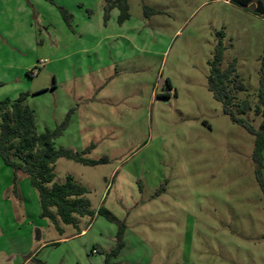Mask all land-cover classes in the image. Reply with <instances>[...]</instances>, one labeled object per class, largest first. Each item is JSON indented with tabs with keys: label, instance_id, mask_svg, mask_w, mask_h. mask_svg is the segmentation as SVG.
Segmentation results:
<instances>
[{
	"label": "rangeland",
	"instance_id": "obj_1",
	"mask_svg": "<svg viewBox=\"0 0 264 264\" xmlns=\"http://www.w3.org/2000/svg\"><path fill=\"white\" fill-rule=\"evenodd\" d=\"M256 1L128 0L130 17L120 24L117 8L105 19L106 0H0V102L28 93L39 133L71 112L55 148L93 144L87 157L108 159L55 163V181L71 175L95 211L78 227L60 222V232L34 214L31 197L25 216L0 158L10 172L0 170V264H105L119 224L98 215L100 207L125 224L111 264H264L255 138L208 90L221 41V69L235 62L246 87L236 101L254 108L264 52ZM244 118L261 121L253 110ZM24 179L39 206L23 174L18 191ZM30 238L38 249L28 251ZM44 242L58 244L39 248Z\"/></svg>",
	"mask_w": 264,
	"mask_h": 264
},
{
	"label": "trees",
	"instance_id": "obj_2",
	"mask_svg": "<svg viewBox=\"0 0 264 264\" xmlns=\"http://www.w3.org/2000/svg\"><path fill=\"white\" fill-rule=\"evenodd\" d=\"M53 1V0H50ZM240 6H248L254 0H230ZM256 11L264 16V0H257ZM119 10L118 22L122 24L129 19L128 0H106L105 19L112 9ZM65 20H69V12L60 8ZM145 13H155L154 9L144 6ZM223 33L220 32L219 36ZM224 47L219 41L215 46L213 58L209 63L208 90L214 99L221 103L223 113L230 117L233 123L245 128L255 138L253 159L257 164V179L264 193V178L262 176L264 151V52L260 58V83L254 108L248 100L236 101L235 94L246 90L245 85L236 73L235 62L225 70L221 69ZM31 75V74H29ZM170 86V84H169ZM28 93H22L17 99L6 98L0 102V158L13 171V191L17 196L20 175L28 177L32 187L37 191L41 207V218L49 219L55 228L61 232L60 222L78 227L79 218H94L95 211L90 208V201L84 196L88 189L78 184L69 175L63 183L55 181L54 165L60 158H65L85 166H95L106 163V157L98 160L87 155L95 147L91 144L84 151L78 152L70 148H55L54 140L60 137L68 126L70 114L54 130L45 129L39 133L36 126L34 110L25 105ZM253 110L260 117L258 127L246 120L244 116ZM98 215L104 216L110 222L119 224L117 246L106 254L105 264H111L109 259L119 253L124 246L123 234L125 224L117 219L105 207H100ZM36 264H46L33 259Z\"/></svg>",
	"mask_w": 264,
	"mask_h": 264
},
{
	"label": "crops",
	"instance_id": "obj_3",
	"mask_svg": "<svg viewBox=\"0 0 264 264\" xmlns=\"http://www.w3.org/2000/svg\"><path fill=\"white\" fill-rule=\"evenodd\" d=\"M56 89V84H54L52 87H51V90H55ZM37 125V124H36ZM6 166V165H5ZM8 167V166H7ZM0 170L1 171H5L6 173L8 172L10 174V172L8 171V169H3V167L1 166V163H0ZM30 181V180H29ZM9 187V185L7 186V188ZM29 197V198H28ZM30 197L32 198L33 200V205H34V214L36 216L40 215L41 214V208H40V205L38 206V202H37V199H36V196H35V193L32 191V189L29 187V183H28V180L24 179L22 181V183L20 184V191H19V194L17 196H15L16 198V204L20 205V207L23 208L24 210V213H25V216L26 217H30L29 216V213H30V209L28 210V205H29V201H31ZM7 198V202L10 203L9 201V198L8 196H6ZM20 199V201L18 202V200ZM81 234L84 233V231L80 232ZM41 237V236H40ZM41 239V238H39ZM30 241V245L28 246V251H33V249H38L36 247V244L33 243V238L29 239ZM53 244H58V243H53ZM53 244H50V242H44V244H42L40 247H42L43 245H53Z\"/></svg>",
	"mask_w": 264,
	"mask_h": 264
},
{
	"label": "built area",
	"instance_id": "obj_4",
	"mask_svg": "<svg viewBox=\"0 0 264 264\" xmlns=\"http://www.w3.org/2000/svg\"><path fill=\"white\" fill-rule=\"evenodd\" d=\"M36 73H37V70H36V71L33 70V71H31L30 74H31V76H33V75H35Z\"/></svg>",
	"mask_w": 264,
	"mask_h": 264
}]
</instances>
